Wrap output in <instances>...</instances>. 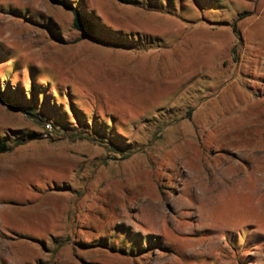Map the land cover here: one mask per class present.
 <instances>
[{
    "label": "rangeland",
    "instance_id": "obj_1",
    "mask_svg": "<svg viewBox=\"0 0 264 264\" xmlns=\"http://www.w3.org/2000/svg\"><path fill=\"white\" fill-rule=\"evenodd\" d=\"M65 1L0 0V264H264V0Z\"/></svg>",
    "mask_w": 264,
    "mask_h": 264
},
{
    "label": "trees",
    "instance_id": "obj_2",
    "mask_svg": "<svg viewBox=\"0 0 264 264\" xmlns=\"http://www.w3.org/2000/svg\"><path fill=\"white\" fill-rule=\"evenodd\" d=\"M117 1L124 3V4L139 5L137 4L138 1L135 3L134 0H117ZM58 2L72 11L73 13L72 25L75 29L80 31L81 38H84V39H95L96 38V22L94 21L93 17H91V15L83 13L78 8L74 7L73 5H71L69 2L65 0H58ZM233 31L236 32L235 23L233 24ZM30 89L33 90V85H30ZM5 95H6V92H2L0 90V99H4V97H6V99L11 100V102L13 103L15 107H23L25 110H27L26 112L28 114H31L30 111L28 110V107L22 106L24 103V100H21V98H16V96L12 92L7 94V96ZM187 114H189V111L187 112ZM78 121H79V118H78ZM11 148H12V145L10 144L9 140L0 139V154L11 150ZM102 239L105 240V237H103ZM130 242L131 243L128 246L130 253H133L135 249L138 250V253L141 249H144V248H141L140 243L136 241L135 239L131 240Z\"/></svg>",
    "mask_w": 264,
    "mask_h": 264
}]
</instances>
